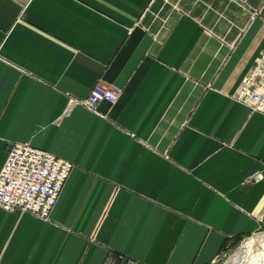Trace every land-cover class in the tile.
<instances>
[{
  "label": "crops",
  "instance_id": "0c3cea01",
  "mask_svg": "<svg viewBox=\"0 0 264 264\" xmlns=\"http://www.w3.org/2000/svg\"><path fill=\"white\" fill-rule=\"evenodd\" d=\"M263 49L264 0H0V170L73 164L48 220L0 208V264H215L264 230Z\"/></svg>",
  "mask_w": 264,
  "mask_h": 264
},
{
  "label": "built area",
  "instance_id": "2783aa9c",
  "mask_svg": "<svg viewBox=\"0 0 264 264\" xmlns=\"http://www.w3.org/2000/svg\"><path fill=\"white\" fill-rule=\"evenodd\" d=\"M119 93L118 88L97 82L86 98L76 103L97 113L101 102L114 105ZM236 99L251 112L264 115V49L243 78ZM72 168L70 161L46 150L28 143H9L0 170V208L8 212H27L48 220ZM259 178V174L250 176L252 180Z\"/></svg>",
  "mask_w": 264,
  "mask_h": 264
},
{
  "label": "bare ground",
  "instance_id": "6f19581e",
  "mask_svg": "<svg viewBox=\"0 0 264 264\" xmlns=\"http://www.w3.org/2000/svg\"><path fill=\"white\" fill-rule=\"evenodd\" d=\"M250 248H239L225 264H264L263 235L252 241Z\"/></svg>",
  "mask_w": 264,
  "mask_h": 264
},
{
  "label": "rangeland",
  "instance_id": "374dc122",
  "mask_svg": "<svg viewBox=\"0 0 264 264\" xmlns=\"http://www.w3.org/2000/svg\"><path fill=\"white\" fill-rule=\"evenodd\" d=\"M262 236L264 237V230H260L252 235H249L245 238H243L240 243L233 247L232 249H228V250H225L224 253L222 254V256L219 258V260L215 263V264H225L228 259L239 249V248H242V249H248L250 248L251 244L253 243L252 241L254 239H257L258 237Z\"/></svg>",
  "mask_w": 264,
  "mask_h": 264
},
{
  "label": "trees",
  "instance_id": "16d2710c",
  "mask_svg": "<svg viewBox=\"0 0 264 264\" xmlns=\"http://www.w3.org/2000/svg\"><path fill=\"white\" fill-rule=\"evenodd\" d=\"M242 240V238H238L234 240V244L238 245L240 243V241Z\"/></svg>",
  "mask_w": 264,
  "mask_h": 264
}]
</instances>
